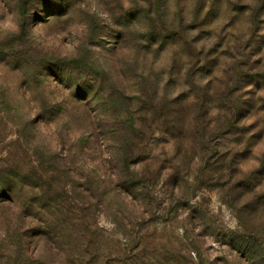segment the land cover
<instances>
[{
  "label": "rangeland",
  "instance_id": "1",
  "mask_svg": "<svg viewBox=\"0 0 264 264\" xmlns=\"http://www.w3.org/2000/svg\"><path fill=\"white\" fill-rule=\"evenodd\" d=\"M0 264H264V0H0Z\"/></svg>",
  "mask_w": 264,
  "mask_h": 264
}]
</instances>
